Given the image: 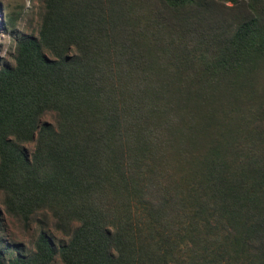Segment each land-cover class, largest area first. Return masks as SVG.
<instances>
[{
  "label": "trees",
  "instance_id": "trees-1",
  "mask_svg": "<svg viewBox=\"0 0 264 264\" xmlns=\"http://www.w3.org/2000/svg\"><path fill=\"white\" fill-rule=\"evenodd\" d=\"M37 14L0 62V215L37 230L0 223V264H168L187 237L264 264V0Z\"/></svg>",
  "mask_w": 264,
  "mask_h": 264
},
{
  "label": "rangeland",
  "instance_id": "rangeland-1",
  "mask_svg": "<svg viewBox=\"0 0 264 264\" xmlns=\"http://www.w3.org/2000/svg\"><path fill=\"white\" fill-rule=\"evenodd\" d=\"M38 0H0V62L10 61L8 56L9 50L13 47V36L15 31H10V29L16 30V33L23 32H36L38 25V14H37ZM9 16L12 19V26H8L6 29L3 26L5 17ZM30 147V144H26ZM1 207V205H0ZM0 223L3 228V237L8 242H19L24 246L29 245V237L36 233L37 227L35 224L31 225L28 231H21L16 225L15 221L8 217L5 213L1 212ZM53 238L57 240H63L64 236L58 231H51ZM9 243L7 245V251L9 255L13 252L14 244ZM190 244L188 237L175 247L172 252L164 250L165 256L167 258L168 264H250L244 261L242 255L241 247L238 245L235 252L230 253L227 257V263L225 257L222 256L231 251L226 248L223 250L220 247L215 248L217 251V256L210 252L201 254L197 257L196 253L188 248ZM184 247V250L182 249ZM11 252V253H10ZM222 255L220 256L218 253ZM247 260V257H246Z\"/></svg>",
  "mask_w": 264,
  "mask_h": 264
}]
</instances>
